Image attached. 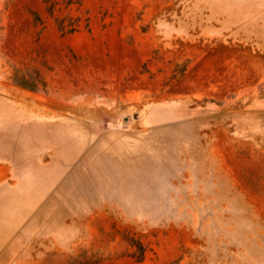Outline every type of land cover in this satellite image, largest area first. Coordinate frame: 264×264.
<instances>
[{
  "label": "rangeland",
  "instance_id": "rangeland-1",
  "mask_svg": "<svg viewBox=\"0 0 264 264\" xmlns=\"http://www.w3.org/2000/svg\"><path fill=\"white\" fill-rule=\"evenodd\" d=\"M0 95L50 120L55 152L109 135L55 188L31 264L264 248V0H0Z\"/></svg>",
  "mask_w": 264,
  "mask_h": 264
},
{
  "label": "crops",
  "instance_id": "crops-1",
  "mask_svg": "<svg viewBox=\"0 0 264 264\" xmlns=\"http://www.w3.org/2000/svg\"><path fill=\"white\" fill-rule=\"evenodd\" d=\"M49 121L35 114L23 115L16 108L7 113L5 98L0 95V264H31L38 219L48 216L55 188L76 160L84 170L88 149L102 147L109 137L107 132L70 137L69 131H64L55 152L53 133L37 130L39 124L44 128ZM70 144L76 145V153L70 152ZM254 250L243 253L241 264H264V252Z\"/></svg>",
  "mask_w": 264,
  "mask_h": 264
},
{
  "label": "trees",
  "instance_id": "trees-1",
  "mask_svg": "<svg viewBox=\"0 0 264 264\" xmlns=\"http://www.w3.org/2000/svg\"><path fill=\"white\" fill-rule=\"evenodd\" d=\"M16 85H18L19 87L25 88V89H29L32 91H36L37 90V86L36 85H29L28 83H16ZM144 252V248H141V253ZM137 261H140V259H137Z\"/></svg>",
  "mask_w": 264,
  "mask_h": 264
}]
</instances>
